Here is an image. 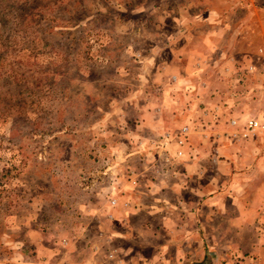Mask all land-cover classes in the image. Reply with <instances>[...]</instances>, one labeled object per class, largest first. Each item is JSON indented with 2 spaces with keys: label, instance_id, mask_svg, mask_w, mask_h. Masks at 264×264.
Masks as SVG:
<instances>
[{
  "label": "rangeland",
  "instance_id": "rangeland-1",
  "mask_svg": "<svg viewBox=\"0 0 264 264\" xmlns=\"http://www.w3.org/2000/svg\"><path fill=\"white\" fill-rule=\"evenodd\" d=\"M260 3L0 0V264H60L65 238L84 221L82 203L94 201L98 176L111 170L126 177L128 162H140L136 169L152 167L147 157L118 159L109 141L126 147L125 130L137 115L131 102L154 99L158 88L171 85L170 76L163 83L155 69L176 54L190 56L181 50H194L203 40L207 9L231 8L236 18ZM188 20L195 22L191 38L185 30L173 39L175 24ZM229 39L243 53L256 52L264 45V28L233 30ZM220 52L203 67L197 64V72L208 75L212 87L243 95L225 98L230 107L243 104L247 117H264V64L237 69L221 62ZM236 59L246 62L244 56ZM188 63L179 60L177 69L193 71Z\"/></svg>",
  "mask_w": 264,
  "mask_h": 264
},
{
  "label": "crops",
  "instance_id": "crops-1",
  "mask_svg": "<svg viewBox=\"0 0 264 264\" xmlns=\"http://www.w3.org/2000/svg\"><path fill=\"white\" fill-rule=\"evenodd\" d=\"M263 4L247 6L246 14L236 18H231V8L207 9L203 40L194 50H181L190 56L179 59L176 54L155 69L157 79L164 83L170 76L171 85L158 88L154 99L131 102L137 115L125 130L129 144L120 147L118 140L110 139L109 148L118 159L160 157L159 166L136 169L140 162L127 167L128 162L126 177H116L111 170L98 176L102 182L94 184V201L82 203L84 221L65 238L60 264H264V258L253 257L264 253L258 187L264 136L243 135L244 118L250 115L242 113L243 104L232 108L225 102L241 94L212 87L210 77L196 67L218 51L221 62L238 64L237 69L254 61L264 64V45L243 53L229 39L233 30L264 28ZM188 21L175 24L173 39L185 30L191 36L195 22ZM243 56L246 62L236 59ZM179 60L192 62L194 70H178ZM232 119L238 120L236 125ZM183 126L189 129L186 144L177 146L172 137L169 143L167 135L174 136ZM163 142L169 143L167 148ZM178 149L182 156L175 155ZM165 154L173 157L171 163L164 162ZM246 191L251 192L249 198Z\"/></svg>",
  "mask_w": 264,
  "mask_h": 264
},
{
  "label": "built area",
  "instance_id": "built-area-1",
  "mask_svg": "<svg viewBox=\"0 0 264 264\" xmlns=\"http://www.w3.org/2000/svg\"><path fill=\"white\" fill-rule=\"evenodd\" d=\"M253 66H251L252 68ZM237 119H232L231 123L233 125L237 124ZM243 128H244V133L243 135L248 137V136H252V135H256V134H260L262 136H264V117H246L244 118V122H243ZM188 136H189V129L187 126H183L180 129H178L174 136H170L169 134L167 135V137L169 138V143L172 141V139L170 137H172L175 141V144L177 146L183 147L186 142L188 141ZM167 142H163L161 143V146H168L169 143ZM167 148V147H166ZM168 150V149H167ZM176 156H182L183 155V150L182 149H178L175 153ZM159 156V155H158ZM160 157L155 158V160H152V166L153 167H158L160 160ZM164 162H172L173 157L165 154L164 155ZM134 172V170H133ZM132 172V173H133ZM137 181V176L134 177V182ZM112 202H115V200H113Z\"/></svg>",
  "mask_w": 264,
  "mask_h": 264
}]
</instances>
